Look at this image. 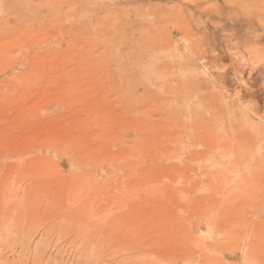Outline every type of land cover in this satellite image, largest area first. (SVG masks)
Segmentation results:
<instances>
[{"label":"rangeland","instance_id":"rangeland-1","mask_svg":"<svg viewBox=\"0 0 264 264\" xmlns=\"http://www.w3.org/2000/svg\"><path fill=\"white\" fill-rule=\"evenodd\" d=\"M263 59L264 0H0V264H157L156 177L202 162L214 192L206 160L261 150L239 114L264 124ZM223 229L224 252L264 264V205Z\"/></svg>","mask_w":264,"mask_h":264},{"label":"bare ground","instance_id":"bare-ground-1","mask_svg":"<svg viewBox=\"0 0 264 264\" xmlns=\"http://www.w3.org/2000/svg\"><path fill=\"white\" fill-rule=\"evenodd\" d=\"M262 62V65L256 70L257 72H264V59ZM202 68L213 81L217 80L211 72L208 73L209 69L204 65H202ZM242 107L246 109L244 106ZM257 120L261 121L260 119ZM239 122L241 123V128L244 127L242 129L245 136L247 134L260 137L263 141L260 142L263 147L260 148V151L254 153L252 151H241L233 145L235 148H233L228 157L206 160V166L209 169L214 170L217 174L227 175V179H225L219 189L212 188L214 192L208 186L212 192V197L205 193L209 191L208 187H203V182L200 176L197 175V172L201 173L204 165L202 162H197L198 169L196 170L198 171L196 172L195 169H192L191 175L186 178L181 175L173 176L172 174L156 177L152 194L154 200L152 209L154 211L150 215L145 216L143 225L144 228L149 230L146 235L148 237L152 236L154 240L157 264H178L177 260L181 264H187L186 254L188 243L190 242L198 247L200 254L199 257L194 259V264L206 263L207 258H211L216 253L225 255V264H236L234 263L236 261H239V264L240 261L244 264V258H241L237 248L231 249V247L226 249L225 252L222 250L224 238L223 236L221 237L222 239L218 237L221 228H224L222 230L223 234L225 233L228 239L235 237L237 231L240 232L242 228V231H245L251 222V217L261 211L264 205L262 203L264 189L260 191V194L256 193V190L260 188L261 182L264 180V124L256 122L245 113L239 114ZM247 138L249 137L247 136ZM167 164L175 163H172V160L169 159ZM247 174L253 176L256 184L255 190L251 192L252 196L249 197L251 199L249 208L245 210L244 208L239 209L235 203L238 191L241 188L239 182L243 186L250 182ZM183 184H187L188 190L192 192H189V194L183 193L185 190L182 188ZM202 191L204 192L202 193ZM63 218L66 219L67 217ZM191 221H196L198 227L200 225L196 234H194L195 232H193L190 225ZM231 223H233L232 226L230 225ZM178 256L179 259H177ZM237 257H239L238 260Z\"/></svg>","mask_w":264,"mask_h":264}]
</instances>
